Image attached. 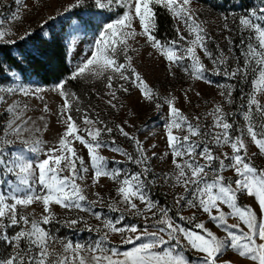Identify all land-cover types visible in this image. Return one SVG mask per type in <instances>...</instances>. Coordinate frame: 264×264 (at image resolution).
Wrapping results in <instances>:
<instances>
[{"label":"snow or ice","instance_id":"6c2138e0","mask_svg":"<svg viewBox=\"0 0 264 264\" xmlns=\"http://www.w3.org/2000/svg\"><path fill=\"white\" fill-rule=\"evenodd\" d=\"M14 4L16 11L9 17V22L22 26L20 12L22 8L29 9V5L26 0H14ZM86 4L87 0H72L65 11L72 12ZM92 6L101 12L122 11L108 22H96L98 38L67 78L58 80L50 89L19 84L0 86V104L7 105L5 122L0 126V247L5 250L0 255V264H221V261L234 264L224 260L229 251L241 260L264 264V169L257 168L251 159L257 154L264 156V101L261 99L264 98V0L258 9H249L238 18L241 46L245 47V52L242 64L235 68H229V57L219 46L216 56L209 50L207 45L211 37L205 22L193 10L192 0H93ZM157 7L165 8L174 21L183 25L188 35L185 36L178 26L175 29L178 40L165 42L158 39L155 35ZM223 19L224 30L231 32L228 17ZM4 23L0 19V45H15L17 40L11 37L19 33L13 28H3ZM81 23L87 26L89 21L82 20ZM245 33L246 40L243 38ZM31 35L30 30H25L19 40ZM138 37H143L146 45L164 57L168 73L173 77L174 68H179L190 79L207 84L212 83L207 79L208 71L230 81H249L243 115L245 128L233 135L234 125L228 119L230 113L223 107L224 103H233L236 85L232 83L218 85L223 102L216 103L208 113L213 121L211 130L201 127L199 116L192 118L196 121L193 123L184 115L176 106L179 98L171 93L162 105L159 94L134 66L131 53L138 49L130 41L138 44ZM225 39L231 52L233 41L230 37ZM200 53L211 61V69L206 68ZM23 59L16 61L17 67ZM0 74L6 75L3 61H0ZM89 78L103 82L106 91L97 93L98 99L114 112L119 113L125 108L124 97L131 94L129 86L139 91L143 102L154 105L157 110L166 106L164 135L169 152L164 156L171 157L169 173L154 177L150 161L156 154L149 155L139 137L126 130L136 127L129 119L110 126L95 108L90 112L81 107L79 96L67 86L71 81ZM48 91L55 93L61 101L56 112L47 103L41 108L42 113L56 116L61 125L55 143L51 145L41 138L50 130V125L36 126V121L30 117L25 119L27 104L18 101L8 104L7 100L9 96L19 94L43 102L42 94ZM193 91L191 86L184 90L185 103H191L189 93ZM194 94L201 96L199 91ZM134 115L129 110L128 116ZM39 120L45 121V115ZM113 133L130 141L135 151L122 149L115 139L107 143L103 137ZM245 136L258 153H249ZM80 146L86 149L85 155L79 154ZM213 146L216 149L228 147L230 152L216 154ZM155 147L153 144L152 148ZM105 148L124 159L106 160L100 154ZM125 162L134 164L139 171L125 173L123 169L109 167L110 163ZM228 171L234 174V180L224 175ZM102 178L117 186L118 201L107 205L109 211L120 213L115 220H102L94 206L104 201V197L96 191L93 192L96 199L89 200L80 183L91 180V186L99 188ZM157 179L171 188L182 189L173 196L176 212L172 215L171 209L161 207L149 194V187ZM240 196L254 198L258 207L240 205ZM33 205L41 208L39 218ZM56 207L91 215L101 221L103 227L93 228L86 216L60 220ZM29 208H32L31 212H27ZM185 208L191 210V215L182 214ZM125 213L143 217L144 227L126 224ZM199 214H205L216 229L223 230L224 236H218L206 227L205 222H197ZM173 215L193 224L195 230L181 226ZM150 218L154 221L151 226L148 225ZM230 218L239 222L229 224ZM53 223L70 229L82 224L86 231H95L99 235L91 243L64 241L45 227ZM114 236L119 237L120 244L132 247L122 250L112 245ZM57 243L59 250H56ZM189 250L194 253L191 257L187 255Z\"/></svg>","mask_w":264,"mask_h":264},{"label":"rangeland","instance_id":"374dc122","mask_svg":"<svg viewBox=\"0 0 264 264\" xmlns=\"http://www.w3.org/2000/svg\"><path fill=\"white\" fill-rule=\"evenodd\" d=\"M29 5V9H21L20 14L23 16V25L19 26L15 23L9 22V17L13 12L16 11V5L14 0H0V19L4 20L3 28H13L17 30L19 35H22L25 30H30L31 33L38 32L45 38L50 37L51 27L48 22L58 27L66 28L67 44L69 64L72 71L74 68L84 59L85 54H87L90 48L94 45L95 39L98 38V30L95 29L94 25L98 20H103L105 22L115 19L117 14L122 10L116 9L113 12H101L99 9L92 6L93 0H87V4L82 8L73 10L72 12H67L65 9L68 7L72 0H26ZM35 5V6H33ZM261 6V0H192V8L196 15L201 21L205 22V27L211 37L208 43L209 50L214 56L218 54L219 49H223L225 55L229 57V68H235L238 64L243 62V53L245 52V47L241 46L242 34L238 30V18L245 15L249 9H258ZM228 17V25L232 29L231 32L224 30L223 17ZM87 20L89 23L84 26L81 21ZM175 29L179 26L181 31L185 36L187 32L184 31L183 25L174 21ZM137 30H139L137 26ZM19 35L11 37L19 40ZM225 37H230L233 41L231 45L232 51L229 52V44ZM247 39V33L243 37ZM139 43H133V47L138 49V52L131 53L134 56V66L136 70L141 74L144 80L159 94V102L163 105L164 99L171 93L172 95L178 97L176 106L181 109V111L190 120L193 117L199 116L200 125L205 130L212 129V118L208 116V113L212 111L216 103H222L223 97L219 95L220 88L218 85L225 84H235L236 90L233 92V103L231 105L224 103V110L230 113L228 119L234 125L233 135L239 134L240 130L245 128V121L243 119L244 111L246 108V95L250 90L249 81L236 80L230 81L222 75H213L211 71L206 72L207 79L211 81V84L204 83L203 81H195L189 78V76L179 68H174L175 76H171L168 73L167 62L159 53L154 52V50L145 44L143 37H138ZM191 39V37H189ZM183 43V42H180ZM219 46V49L217 48ZM14 55L18 58H22V54L14 49ZM201 60L205 64L206 68L211 69L213 67L211 61L200 53ZM187 64L188 61H185ZM9 67H6V75L0 74V86L4 87H15L18 84L24 87H43L45 89H50L52 86H46L42 84L35 77L27 78L24 77L19 71L11 69L7 72ZM251 76V74H250ZM77 83L79 91H75L80 98L81 107L89 109L91 112L92 108L101 113V118L110 124L121 123L124 119H129L130 122L135 124V128H127L129 132H134L139 139L144 143V146L149 150V155L153 152L156 154L152 156L150 161L154 177H163L165 173H169L172 170L171 157L164 156V153L169 152V148L166 144V136L164 135V124L166 120V106L157 110L154 105H149L143 102L140 98L139 91L135 88L130 87L131 94L124 97L125 108L121 109L119 113L106 107L104 102L98 99L97 93H103L106 89L103 86V82L99 80H94L89 78L88 80H78L74 81ZM194 89L193 92L189 93L191 103H185L183 99V93L185 89L189 87ZM70 90V89H69ZM72 91V90H70ZM199 91L201 93L200 97H196L194 92ZM74 92V91H72ZM44 96V101L39 99H34L31 97H23L19 94L15 96H9L7 98L8 104L13 101H18L22 105L27 104L28 110L25 113V119L31 118L36 121V126H42L43 123H48L50 125V130L42 135V139L47 141L48 145L55 143L56 133L60 131L61 125L58 123L56 116H48L42 113L41 108L43 103H47L48 106L56 112L58 110V105L61 103L59 97L51 92H45L42 94ZM264 101V98H261ZM6 104H0V126L5 122V108ZM131 110L135 113L133 117L128 116V112ZM45 115V121L41 122L39 117ZM73 115H78L73 113ZM94 115V113H93ZM196 123L195 120H192ZM184 133H179L183 135ZM104 140L107 143H111L115 139L116 144L122 149H126L128 152H134L135 148L133 144L126 138L113 133L112 136H104ZM196 139V138H194ZM246 142L249 144V153L257 152L258 149L250 142V139L245 136ZM156 145L152 148V145ZM82 149V146H80ZM213 150L216 154L223 151H229L228 147H223L216 149L213 146ZM80 155L86 154V149H82L79 153ZM100 154L103 155L106 160H123L124 158L116 153L109 151L108 149H101ZM162 157V158H161ZM252 163L259 169H264V156L257 154L251 157ZM203 162V161H201ZM110 168H120L123 169L125 173H133L139 171L134 164L125 163H110ZM226 177H231L235 179L234 174L231 171L225 172ZM85 188V194L88 196L89 200H95L96 197L93 196V192L99 191L104 197V201L97 203L95 211L101 214L102 220L112 219L115 220L120 216L119 212L109 211L107 205L108 203H115L118 201L116 196V185L108 180L107 178H102L101 187L93 188L91 186V180L80 182ZM149 194L151 198L157 202L161 207H167L171 209L170 215L176 212L173 207V196L176 193L182 191L180 188H171L168 184L163 183L162 180L157 179L154 185L149 187ZM254 198L247 196H240V205H252L254 208L258 207L254 204ZM138 203V202H137ZM122 207V205H121ZM32 208L36 209L37 218H39V213L41 211L40 206L33 205ZM32 208H29L27 212H31ZM56 212L60 220L66 218H75L77 216H86L88 223L93 226V228H102V222L95 219L91 215H86L85 213L60 209L56 207ZM227 211V209H225ZM182 214L184 216L191 215L190 209H183ZM125 223L126 224H137L141 229L144 227L143 217H135L125 213ZM150 215V214H149ZM173 218L181 226L188 227L192 230L194 229L193 224H188L186 221L179 220L178 216L173 215ZM203 221L206 227L214 231L218 236L223 237L224 232L221 229H216L208 220L205 214L198 215V221ZM239 221L236 219H229V224H236ZM154 223L153 219L148 220V225L151 226ZM52 234L59 237L64 241H73L84 243H91L93 240L98 238V233L93 231L89 232L84 229V226L78 225L76 228L70 229L65 227L63 224H50L45 226ZM15 229H10L14 231ZM139 243V241L137 242ZM112 245L119 246L122 250H127L132 247V245H125L119 243V237L114 236L112 238ZM56 250H59V244H56ZM4 248L0 247V255L4 254ZM189 257L193 256L190 250L187 252ZM224 260H231L234 264H252L250 261L241 260L235 253L229 251L225 254ZM223 264V261H221Z\"/></svg>","mask_w":264,"mask_h":264},{"label":"trees","instance_id":"16d2710c","mask_svg":"<svg viewBox=\"0 0 264 264\" xmlns=\"http://www.w3.org/2000/svg\"><path fill=\"white\" fill-rule=\"evenodd\" d=\"M242 1V0H240ZM157 30L155 35L161 41L178 40L175 24L171 14L162 7L156 9ZM51 27L50 37L45 38L38 32L32 33L15 45H0V61L4 67L19 71L24 77L38 79L42 84L51 86L58 80L67 78L71 72L68 56V44L65 27H58L48 22ZM18 50L24 58L19 67L18 59L13 50ZM72 91H79L76 82L71 81L67 86Z\"/></svg>","mask_w":264,"mask_h":264}]
</instances>
